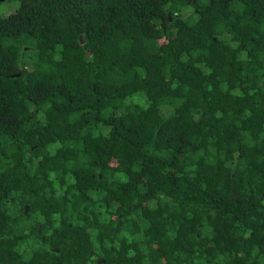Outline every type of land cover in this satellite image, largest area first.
<instances>
[{
  "label": "trees",
  "instance_id": "obj_1",
  "mask_svg": "<svg viewBox=\"0 0 264 264\" xmlns=\"http://www.w3.org/2000/svg\"><path fill=\"white\" fill-rule=\"evenodd\" d=\"M0 264H264V0L0 16Z\"/></svg>",
  "mask_w": 264,
  "mask_h": 264
},
{
  "label": "rangeland",
  "instance_id": "obj_2",
  "mask_svg": "<svg viewBox=\"0 0 264 264\" xmlns=\"http://www.w3.org/2000/svg\"><path fill=\"white\" fill-rule=\"evenodd\" d=\"M20 4H21V0H2L0 1V16H8L12 14L19 8ZM139 94L140 93L135 94L132 98H129L128 101L132 100L134 97H136Z\"/></svg>",
  "mask_w": 264,
  "mask_h": 264
},
{
  "label": "water",
  "instance_id": "obj_3",
  "mask_svg": "<svg viewBox=\"0 0 264 264\" xmlns=\"http://www.w3.org/2000/svg\"><path fill=\"white\" fill-rule=\"evenodd\" d=\"M0 1H2V0H0Z\"/></svg>",
  "mask_w": 264,
  "mask_h": 264
}]
</instances>
